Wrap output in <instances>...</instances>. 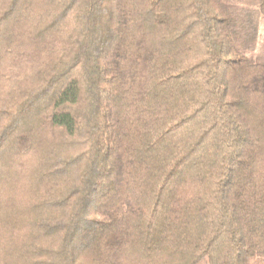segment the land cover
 Segmentation results:
<instances>
[{"label": "trees", "instance_id": "obj_1", "mask_svg": "<svg viewBox=\"0 0 264 264\" xmlns=\"http://www.w3.org/2000/svg\"><path fill=\"white\" fill-rule=\"evenodd\" d=\"M264 0H0V264H264Z\"/></svg>", "mask_w": 264, "mask_h": 264}, {"label": "rangeland", "instance_id": "obj_2", "mask_svg": "<svg viewBox=\"0 0 264 264\" xmlns=\"http://www.w3.org/2000/svg\"><path fill=\"white\" fill-rule=\"evenodd\" d=\"M262 32H263V35H264V28H262Z\"/></svg>", "mask_w": 264, "mask_h": 264}]
</instances>
